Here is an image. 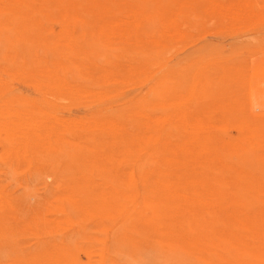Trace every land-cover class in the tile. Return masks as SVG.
<instances>
[{
    "label": "rangeland",
    "instance_id": "1",
    "mask_svg": "<svg viewBox=\"0 0 264 264\" xmlns=\"http://www.w3.org/2000/svg\"><path fill=\"white\" fill-rule=\"evenodd\" d=\"M0 264H264V0H0Z\"/></svg>",
    "mask_w": 264,
    "mask_h": 264
}]
</instances>
